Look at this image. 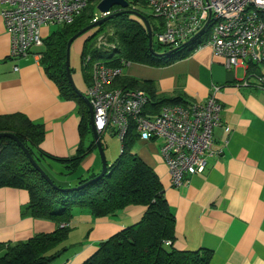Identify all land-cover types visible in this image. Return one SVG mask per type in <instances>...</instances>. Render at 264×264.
I'll return each instance as SVG.
<instances>
[{
    "label": "crops",
    "instance_id": "1",
    "mask_svg": "<svg viewBox=\"0 0 264 264\" xmlns=\"http://www.w3.org/2000/svg\"><path fill=\"white\" fill-rule=\"evenodd\" d=\"M8 6L6 0H0V115L22 113L42 124L45 134L40 150L54 158L72 157L81 142L79 105L62 98L45 73L40 63L43 45L32 47L25 56H10V35L1 17V10ZM47 32L43 27V35ZM132 64L129 73L133 78L152 81L157 95H180L190 102H202L213 85L219 86L220 125L213 129L212 149L220 153L208 158L202 173L173 186L159 139L138 138L132 147L163 186L175 217L174 247L210 249L208 264H264V88L260 80L264 65L245 63L228 69L224 58L209 46L195 48L186 57L162 66L136 62L125 66ZM122 75L129 76L121 68ZM90 141L91 136L85 137L83 145ZM109 155L112 158V153ZM42 162L60 170L59 163L49 157ZM79 169L84 176L100 171L97 149L85 155ZM59 183L69 184L68 180ZM27 201L24 189L0 188V242L25 241L57 228L52 220L21 216ZM143 212L142 206H128L114 215L94 218L85 210H73L68 237L80 227L89 233V243L69 254L67 249L49 264H82L100 241L138 221Z\"/></svg>",
    "mask_w": 264,
    "mask_h": 264
},
{
    "label": "trees",
    "instance_id": "2",
    "mask_svg": "<svg viewBox=\"0 0 264 264\" xmlns=\"http://www.w3.org/2000/svg\"><path fill=\"white\" fill-rule=\"evenodd\" d=\"M127 1L128 8L148 19L154 33L156 19L149 12L144 13V10H148L146 4L139 0ZM97 2L91 1L73 22L59 25L43 38L41 49L40 63L47 76L57 85L59 95L75 100L79 105L81 142L76 154L69 158L46 155L39 147L45 134L42 124L32 122L22 113L0 115V132L13 133L54 183V186L50 185L40 175L15 141L0 137V188L27 191L28 201L21 210V216L49 219L57 224L52 232L37 233L25 241L0 242V264H48L67 250L65 242L70 228L64 223L68 224L73 210H85L96 218L114 215L128 206L144 208L140 219L100 241L95 252L82 264H208L212 250H180L174 247L175 217L168 207L156 173L132 151L138 139L134 128L129 130L118 157L108 162L103 176L78 190H63L82 185L99 173L92 172L86 176L79 173L81 160L90 150L97 148L92 138L87 106L72 90L65 73L66 43L75 33L93 23L94 15L100 19ZM119 10L117 6L112 8L113 13ZM108 29L113 33L107 38V43L96 45V37ZM89 32L91 34L85 38L80 53L87 85L94 63L119 68L128 62L162 66L186 57L197 43L189 42L171 54L158 57L148 49L147 33L141 20L125 13L114 15ZM152 49L155 52L153 44ZM151 85L152 81L149 80L120 75L112 86L144 91L150 100L147 110L155 113L164 105L190 102L180 95H157ZM90 136V144L83 145L84 138ZM46 157L58 162L60 170L49 174L41 165ZM66 180L68 185L59 183Z\"/></svg>",
    "mask_w": 264,
    "mask_h": 264
},
{
    "label": "built area",
    "instance_id": "3",
    "mask_svg": "<svg viewBox=\"0 0 264 264\" xmlns=\"http://www.w3.org/2000/svg\"><path fill=\"white\" fill-rule=\"evenodd\" d=\"M91 1L6 0L9 6L1 10V17L10 35V56H25L32 47L42 46L44 25L73 22ZM139 1L156 19L152 38L159 45L170 49L185 42H197L196 48L209 46L224 58L228 69L245 63L264 65V0ZM204 33L207 36L202 38ZM90 74L86 97L98 134L116 135L120 151L131 127L141 140L159 139L171 185L179 186L189 176L202 173L208 158L220 153L212 149L213 129L220 125L218 85L202 102L168 104L155 113L147 110L150 100L142 90L112 86L121 68L94 63ZM260 80L264 88V76Z\"/></svg>",
    "mask_w": 264,
    "mask_h": 264
},
{
    "label": "water",
    "instance_id": "4",
    "mask_svg": "<svg viewBox=\"0 0 264 264\" xmlns=\"http://www.w3.org/2000/svg\"><path fill=\"white\" fill-rule=\"evenodd\" d=\"M115 6L119 7L120 10L118 12L113 13L112 8ZM128 7H129V2L127 0H99L96 4V9L98 10V12L100 14H102L100 19H97V20L93 21V23L82 28L80 31H78L73 36H71L66 43V50H65L66 78H67L72 90L74 92H76L83 99L85 105L87 106L88 113H89V123H90L91 133H92L93 139L95 141L97 152H98V155L100 158L101 169H100L99 173L94 178H92L91 180L87 181L86 183H84L82 185L76 186V187L63 188V190H65V191H67V190H78V189L82 188L84 185L90 183L91 181L97 180L98 178H100L101 176H103L106 173L107 167H108V161H107L106 156H105V152H104L103 145H102V142L100 139V135L98 134V132L95 128L94 122H93L92 106H91L90 102L88 101L87 97L85 95H83L81 92H79V90H77V88L75 87V85L73 83L72 77H71L70 65H69V51H70V46H71L72 42L77 37L84 34L85 32H87V31L95 28L96 26L102 24L103 22L111 19L114 15L119 14V13H125V14H132L141 20V22L143 23V25L145 27L146 33H147L148 49H149V51L153 52L156 56L162 57V56L171 54L180 48V46H179V47L169 49L167 52H161V53L154 52L152 49V30H151V26L149 24L148 19L145 16H143L142 14H140L137 11L130 9ZM187 43L188 42H185L183 45H186ZM183 45H181V46H183ZM0 137H8V138H11L13 141H15L17 143V145L21 148V150L25 154V156L28 158L30 163L33 165V167L40 173V175L50 185L54 186V183L51 180V178L34 161V159L32 158V156L29 153V151L27 150V148L19 141V139L13 133L0 132Z\"/></svg>",
    "mask_w": 264,
    "mask_h": 264
},
{
    "label": "rangeland",
    "instance_id": "5",
    "mask_svg": "<svg viewBox=\"0 0 264 264\" xmlns=\"http://www.w3.org/2000/svg\"><path fill=\"white\" fill-rule=\"evenodd\" d=\"M97 4V3H96ZM148 10H144L145 14H148ZM94 17H96L94 15ZM94 20L92 19V22ZM46 27L47 29V34L43 35L42 33V28ZM41 28V37L45 38L47 37L52 31L56 30L59 25L58 24H48V25H44ZM113 33V30L108 29L107 32L102 33L100 35H98L96 37V41L97 44L103 43L107 41V38L109 36H111ZM91 33L89 31L85 32L84 34L80 35L79 37H77L71 44L70 46V51H69V65H70V72H71V77L73 80V83L75 85V87L77 88V90H79V92H81L83 95L86 94L87 91V83L85 81L84 78V74L82 72V64H81V56H80V52L84 43V40L87 36H89ZM205 36H207V33H204L202 38H204ZM107 43V42H106ZM152 44H153V48L155 49V52H164V50H168L167 46H163V45H159L156 41V37L153 35L152 38ZM37 49H41V48H37ZM134 63V62H133ZM135 64H132L130 66H123L122 67V72L125 75H129L132 76L130 72L131 66H134ZM102 137V143H103V149L105 152V156L107 161H111L113 162L114 159H116L118 157V154L120 152V140L116 135H112L108 132H105L104 134L101 135ZM110 153H112V158L110 157ZM113 160V161H112ZM110 162V163H111ZM42 167L49 173V174H53V172H55V169H51L49 166H46L44 162L41 163ZM137 220V219H136ZM127 224H130L129 222ZM65 226H68V224L64 223ZM89 233L87 231L83 232V229H81L80 227H77L72 233L71 235L68 237V240H66L65 245L67 247V252L68 254L70 253V251L74 248L81 247V245H85L88 244L87 243V235ZM66 252V253H67ZM94 252V251H93ZM65 253V254H66ZM64 254V255H65ZM90 255V254H89ZM88 255V256H89ZM87 256L84 258L86 259ZM65 258H62V260ZM49 264V263H48Z\"/></svg>",
    "mask_w": 264,
    "mask_h": 264
}]
</instances>
